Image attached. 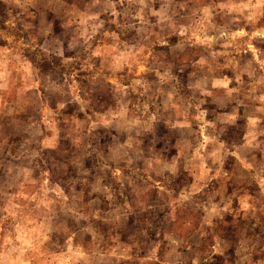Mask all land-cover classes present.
<instances>
[{"label": "clouds", "instance_id": "1", "mask_svg": "<svg viewBox=\"0 0 264 264\" xmlns=\"http://www.w3.org/2000/svg\"><path fill=\"white\" fill-rule=\"evenodd\" d=\"M0 264H264V0H0Z\"/></svg>", "mask_w": 264, "mask_h": 264}]
</instances>
